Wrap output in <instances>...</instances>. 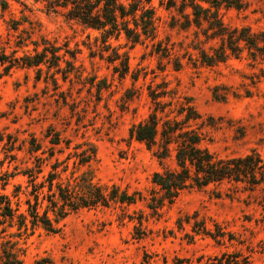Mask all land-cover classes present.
I'll use <instances>...</instances> for the list:
<instances>
[{
    "label": "rangeland",
    "instance_id": "1",
    "mask_svg": "<svg viewBox=\"0 0 264 264\" xmlns=\"http://www.w3.org/2000/svg\"><path fill=\"white\" fill-rule=\"evenodd\" d=\"M8 1L6 9L0 6V45L7 52L23 39L27 46L17 54L32 51L31 41L44 38L60 46L61 54L66 49L75 52V59L66 79L46 65H41L40 79L34 66L13 67L7 73L0 67V193L11 195L14 185L25 184L20 171L32 161L27 152L30 139L47 146L45 135L58 133L64 147L57 155L60 160L68 152L93 146L95 157L79 172L88 171L100 184H116L148 197L152 173L162 167L143 143L129 136V128L147 117L155 101L167 105L160 115L172 117L189 99L206 123L202 145L217 156L253 149L264 160V54L252 57L243 49L224 61L203 64L190 46L195 27H171L175 11L153 0V40L134 45L123 36L109 40L127 55L128 72L120 77L113 71L119 60H108L112 49L94 39L98 31L84 28L61 10L47 11L41 2ZM239 1L241 8L221 9L223 21L251 32L264 29V0ZM13 21L16 29L11 28ZM60 66H66L63 59ZM73 159L63 178L73 169ZM165 163L173 166L170 160ZM195 221L211 231L216 223L225 232L222 242L195 233ZM57 226L55 232L38 227L20 240L25 249L22 264H209L223 251H239L264 264V183L252 190L241 183L189 188L159 215L143 199L83 208Z\"/></svg>",
    "mask_w": 264,
    "mask_h": 264
},
{
    "label": "trees",
    "instance_id": "2",
    "mask_svg": "<svg viewBox=\"0 0 264 264\" xmlns=\"http://www.w3.org/2000/svg\"><path fill=\"white\" fill-rule=\"evenodd\" d=\"M34 1L43 3L47 11L61 10L67 18L76 20L84 28L98 31L99 35L94 39H100L104 49H112L108 60H119V66L114 65L113 71L118 72L120 77L128 72L127 55L125 52L120 53L119 48L109 40L123 36L127 43L134 45L146 39L153 40L156 36L157 17L153 0ZM158 1L166 10L175 11L171 14V27L178 26L183 30L195 27L190 46L197 51L196 60L201 63L212 65L224 61L229 55L239 54L243 49H247L252 57L264 54V29L251 32L249 27H232L222 19L221 9L241 8L239 0ZM8 2L0 0L2 10L8 7ZM17 24V21H13L11 28L16 29ZM24 40L16 41L10 52L0 45V67L3 73L13 67L34 66L37 68L36 78L40 79L41 65H46L48 69L55 68V73L60 72L63 79L67 78L72 70L75 52L66 49L61 54L60 46L41 38L40 42L31 41L34 45L32 51L23 50L19 55L18 50L27 46ZM211 41L215 43L204 47ZM155 50H160L159 44ZM66 54L70 59L65 57ZM61 59L66 64L64 68L60 66ZM55 73L51 74L54 85L57 84ZM160 104V101H155L147 117L129 128V136L143 143L162 167L152 173L153 186L148 197L140 191L128 193L116 184H100L93 180L88 171L79 172L82 166L88 165L95 157L93 146L68 152L60 160L57 155L64 152V147L60 145L58 133L52 137L45 135L49 143L47 146L32 137L27 147L32 157L31 164L20 171L26 177L25 184L14 185L11 195L0 193V264H22L25 249L20 240L38 227L49 232L57 231V224L61 220L83 208L108 207L112 203L130 205L143 199L146 207L154 215H159L166 204L172 203L182 191L189 188L241 183L252 190L264 183V160L256 150L252 149L243 155L219 157L202 145L205 138L202 127L206 123L189 99L180 103L172 117L159 114L167 106ZM10 156L15 158L14 155ZM71 158H74L73 169L68 177L63 178ZM166 160H170L173 166L166 165ZM141 222L139 218L138 223ZM178 223L181 227L182 222ZM192 230L212 237L217 243H221L225 235L216 223L214 231H211L204 222L195 221ZM35 264L42 263L37 261ZM209 264L258 263L239 251H223L212 257Z\"/></svg>",
    "mask_w": 264,
    "mask_h": 264
}]
</instances>
